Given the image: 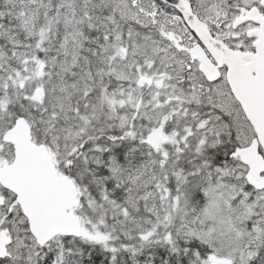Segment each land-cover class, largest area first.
I'll return each mask as SVG.
<instances>
[{
	"label": "snow or ice",
	"instance_id": "6c2138e0",
	"mask_svg": "<svg viewBox=\"0 0 264 264\" xmlns=\"http://www.w3.org/2000/svg\"><path fill=\"white\" fill-rule=\"evenodd\" d=\"M0 264H264V0H0Z\"/></svg>",
	"mask_w": 264,
	"mask_h": 264
}]
</instances>
